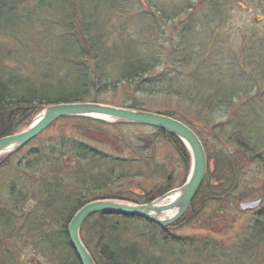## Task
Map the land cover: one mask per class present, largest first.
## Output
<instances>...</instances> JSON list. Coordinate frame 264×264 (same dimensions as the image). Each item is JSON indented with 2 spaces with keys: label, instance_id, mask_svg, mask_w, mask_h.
<instances>
[{
  "label": "trees",
  "instance_id": "trees-1",
  "mask_svg": "<svg viewBox=\"0 0 264 264\" xmlns=\"http://www.w3.org/2000/svg\"><path fill=\"white\" fill-rule=\"evenodd\" d=\"M194 1L179 0L181 6L177 13L169 14L170 5L163 6L158 0H136L135 4H131L133 0H0V37L11 38L16 50L30 56L29 64L34 68L32 73L26 74V69L23 68L25 64L18 63L20 72L16 70L13 74L10 71L9 74L3 69L0 70V138L26 129L50 105L107 101L113 103V98L119 92L127 94L123 101L133 100L135 103L129 106L123 103V107L141 111L149 110L137 105L138 96H174L191 101L194 104L190 107L191 112L197 111V115L208 112L211 120L213 116L225 115L227 121L219 124L222 127L230 123L243 106L253 105L256 97L263 101L261 98L264 95L260 91L256 97L243 100L240 103L242 105H235L238 96L253 90L254 83L249 80V84L241 85L233 91L220 89L221 77L218 75L222 71L217 64H207L211 52L206 46L202 47V52L188 50V38L193 34H189V31L195 25H184V19L185 22L181 24L184 25L182 31L175 34L173 22L183 12L196 8L193 7ZM197 1L199 7L202 9L203 6L206 11L200 17L201 23L211 22L210 33L216 40L219 33L221 35L227 32L223 31L224 26L237 13V0ZM246 2L250 9L243 10V13L239 10V17L245 18L244 14L254 10L258 16L264 17V0ZM227 3L231 6L226 7ZM85 4H90V17L87 16ZM124 5L129 9L123 11ZM106 10L110 11L112 17H105ZM135 16L139 18L135 19ZM192 18L190 12L187 20ZM137 22H141L139 30L135 24ZM236 32L244 42L256 35V32H246L240 30V27H237ZM242 48V55L234 63L244 60L246 47ZM36 51H40L37 57ZM197 53L200 55L197 56ZM219 53L220 49L212 52L214 55ZM199 58L201 62L198 66H193L190 79L197 80L199 74L203 76L207 91L205 94L202 88L190 86L196 90L190 94V91L187 93L190 88H184L183 77L186 72L181 68L189 67L188 64L191 66L194 59ZM201 64H204L203 67L207 66L204 71H201ZM254 80L256 81L255 77ZM202 92L205 95L202 96ZM182 107L181 103L180 108ZM158 113L186 123L200 137L209 159L206 180L186 215L169 228L116 214H98L89 218L82 227L81 236L96 263L264 264V207L255 214L247 231L242 236L239 235L238 240L235 238L231 248L230 245L225 246L221 239L216 240L217 242L208 237L197 240L174 234L178 228L202 223L207 211L213 215L212 218L217 217V222L230 218V215L234 217L236 214L233 210L237 213L239 203L249 194L246 186L247 171L243 170L242 165L244 162L249 164L252 160L264 168V146L244 137V121H238L235 132L231 131L222 152L215 155L209 151L202 133L197 130L194 118L188 117L183 111ZM66 119L83 120L91 124L94 122L106 127L148 128L123 121L112 124L82 117ZM148 129L153 131V135L141 138L144 145L123 142L122 136L120 144L116 139L110 138L119 146L124 143L122 150L129 157L126 160L110 158L109 161L105 153L98 154L99 158L95 157L101 160L98 169L105 167L103 172L98 170V173L106 179L99 185L95 183V188L93 181L90 182L91 174L93 175L90 169V151L93 149L88 145L82 146L74 141V145L70 146V140L69 147L65 146L64 141L61 149L51 145V148L43 150L40 147L36 151L28 152L17 164L20 175L16 176V181L20 186H11L12 204L5 208L0 207V264H80L68 236L71 220L83 206L93 201L90 193L111 187L109 181L121 182L136 173H144L143 167L151 162L145 154L149 149L154 151L159 140L166 141L176 150L189 172L191 156L184 143L166 131ZM233 132L236 136L242 133V136L234 139ZM123 137L126 139L128 136ZM231 143L237 144V150L231 149ZM27 146L17 153L0 157V171L9 165V159L24 151ZM103 160L111 163V166H102ZM135 162L140 165L137 167L138 172L130 169ZM124 166L128 168L126 172L121 169ZM40 169V177L32 175ZM110 170L114 175H108ZM67 180L72 181L65 184ZM73 186L76 188L73 189ZM29 188L34 191L30 193ZM171 189L168 186H155L150 191H143L141 200L127 195H108L102 198L95 196L94 199L149 203ZM34 194L39 199L28 202ZM34 200V206L28 204ZM227 224L231 225L229 222ZM38 249H46V262L39 259L37 263H32V259L25 258L28 250L34 255Z\"/></svg>",
  "mask_w": 264,
  "mask_h": 264
},
{
  "label": "rangeland",
  "instance_id": "rangeland-1",
  "mask_svg": "<svg viewBox=\"0 0 264 264\" xmlns=\"http://www.w3.org/2000/svg\"><path fill=\"white\" fill-rule=\"evenodd\" d=\"M158 1L163 6L170 5V11L168 12L169 14L177 13L178 9L181 6L179 0ZM135 3L136 0H133L131 4ZM195 6L196 8H193V10H189L187 12H183L179 16V18H176V20L173 22V26H175L176 28V30L174 31L175 34H179L182 31L183 26L186 24L193 23L195 25L194 28H190L189 31V34L193 33L196 35L191 34L189 36L188 40L190 44L188 50H194V52H202V47L206 46V49L211 52L207 64H209V62L211 65L217 64L222 71L218 75V77H221L219 83L220 89H229L230 91H233V89H238L241 85L249 84V80L254 83L253 90L243 92L240 96H238L235 105L242 103L243 100H248L251 97H256L258 92L260 91L264 95V17L258 16L255 13V10L249 14H244L245 18L239 17L240 13H238V11L241 10L239 12L243 13L245 12L243 10H249L250 5L246 2V0H237L235 4L237 13H235L234 16L229 19L228 23L223 28V31L227 30L228 33L224 32L223 34L221 33V35H219V33L215 40V38H212V35L210 33V28L212 27V25L210 24L211 22L205 21L201 23L200 17L203 16L206 12L205 8L202 6L201 9L198 5L197 0L193 2V7ZM230 6L231 5H228V3L226 4V7ZM85 9L88 11L87 16L90 17V4H85ZM128 9L129 8H127L125 5L122 8L123 11H126ZM190 12L192 13L193 18L191 20H187ZM104 15L105 17H112V14L109 10H106ZM134 18L137 19L139 18V16H135ZM184 19L186 20V23L181 26V24L185 22L183 21ZM135 24L137 26V30H139L141 28V22H137ZM212 24L215 23L212 22ZM237 27H240V30L243 29V31L246 32H256V35H254L251 40L249 39V41L244 42L241 40V36L239 34L237 35ZM8 31L10 33H13L11 29H8ZM230 31L232 32L230 33ZM171 33L173 35V31H171ZM23 40H25L24 37ZM29 46L31 47L32 45L29 44ZM244 46L246 47V55H243L244 60L241 59L234 63L235 59L238 58L239 55H242L241 49H244L242 48ZM16 49L17 47L15 46V43L11 38L5 36L0 37V70L3 69L5 70V73L9 74L11 71L14 74V72L16 73V70H18V72L21 71L18 68L19 64L22 63L25 64L23 68L26 69V74L32 73L34 71V68L29 64L30 56H28L27 53L22 54ZM31 49L33 50V52L35 51L33 47ZM219 49V54H212V52ZM39 52L40 51H36V57L39 56ZM197 54V56L200 55L199 53ZM200 62V58L194 59L191 66L188 64L189 67L181 68L185 70L184 72H186V75L183 77V83L185 84V90L187 89V87L190 88V86H198L199 88H202V91H204V93L206 94L207 83L203 79V76L199 74L197 80L190 79L194 71V69H192L193 66H198ZM175 65L177 69H179L178 64L176 63ZM203 65L204 64H201V71H204V69L207 68V66L203 67ZM16 66L18 67L15 68ZM201 66H199V68ZM160 69L161 67H159V71ZM242 71H244L245 73H243ZM250 76H252L253 78H251ZM254 77L256 78V81L254 80ZM210 87H213V85H211ZM188 91H190V94H192L196 90L191 87L189 90H187V93H189ZM204 93L202 92L201 95H205ZM125 98H127V94H125L124 92H119V94L113 98V103L108 101L103 103L118 107H123V105H121L123 103H127L126 106L135 104L133 100H125L127 102L123 101ZM138 98L139 102L137 101V105H142L149 111H181V113L183 111L188 117L194 118V123L197 127V130L202 133L209 151L213 152V154L215 153V155H219L222 152V148L228 143V137L231 135V131L235 129L238 121H244L242 124L245 130L243 134L244 137L250 138L257 145L264 146V100L261 101L260 99H258V97L253 100V105L246 104L241 108L240 111H238L237 114L240 117L238 115H235L232 118V121L230 123H227L223 127L219 124L227 121V117L225 115L220 114L213 116L212 120L210 117H208V112L197 115V111L191 112L190 107L194 105L191 101L179 99L174 96H138ZM261 99H264V96H262ZM181 103L183 105L182 109L180 108ZM234 132L232 134L234 135L232 136L234 137V139L242 136V133L236 136V133ZM124 135L128 137L125 139V137H123ZM151 135H153V131L148 128L144 129L135 126L127 128L109 126L106 127L94 122L93 124H91L88 123V121L83 120L62 119L56 122L44 133H42L35 141L27 146L24 151L17 154L12 159H9V165L0 171V207L5 208L8 207V205L12 204L13 199L11 200L10 196L11 186L15 184H17L18 187L20 186V184H18V182L16 181V176L20 175V173L17 172V164L20 163L23 158H25V155H27L28 152L36 151L40 149V147H43V150L45 148H51V145H56L58 146V149H61L60 147H64L62 143L64 141H66L65 146L69 147L70 140H72L70 146L74 145V141L82 144V146L88 145L90 149H93L92 151H90V169L93 173V175L91 174L90 182L93 181L92 185L94 187L96 186V184L99 185L105 182L106 179L98 173L99 171L103 172L105 170V167L102 168V170L98 169L101 161L95 158H99L98 154L105 153V156L109 158V161L113 158L126 160L129 157L124 152V150H122L124 143L123 145L121 144L119 146L116 142L110 140V138L116 139L119 142L121 141L120 139L122 136L123 142H129L132 144L133 142H137L140 145H144L145 143H143L141 138ZM231 144V149L237 150V144ZM241 155L242 153L238 156ZM145 156H147L149 158L147 160L151 162L143 167L144 173H136L130 179L124 178L121 182L109 181V184L112 185L111 187L90 193V198L95 200V196L102 198L108 195H127V197H131L132 199L141 200L143 198L140 195H142L143 191H150L155 186H168L172 187L173 190L181 187L187 180L190 171H186L180 159V156L177 154L176 150H174V148L166 141L159 140L154 147V151L152 149H149L146 152ZM250 161L251 162L249 164H247V162H244L242 165L243 170L247 171L246 177L248 178V184L246 186L247 190H249V194L244 196L241 202H252L261 199V202L257 207L248 211H242L238 207L237 213L233 210V213L236 214L234 217H231L230 215V218L225 220L220 219V221L218 222L217 217L212 218L213 215L209 214L207 211L202 223L194 224L192 226H189L188 228H178L176 231H174V234L197 240H203L206 237L214 238V241H219L221 239V241L225 243V246L230 245L229 248H231L235 241V238H239V235L242 236V234L247 231L249 226L253 223L255 214L264 207V168H262L257 162L252 160ZM137 163L138 162H135V165L130 169H134L136 170V172H138L137 167H139L140 165H136ZM82 164L84 163L82 162ZM101 164L102 166L106 167L111 166V163L104 160L101 162ZM46 169L48 170L49 168L46 167ZM121 169L126 172L128 168L124 166ZM41 173L42 170L40 169L38 173H32V175L39 176ZM115 174H117V172ZM108 175L111 176L114 174H111L110 170ZM70 181L72 180H67L65 184H69ZM75 188L73 186V189ZM242 189H244V187H242ZM128 190H130L131 192H128ZM28 191L31 193L34 190L32 188H29ZM35 198L36 200L39 199V197L34 194L29 198L28 202ZM36 200L31 201L28 204L34 206L36 204ZM231 220L233 221V223ZM227 222H229L231 225L228 226ZM45 252L46 249H38L36 251L37 254L35 253L34 255H32L28 250L25 258H29L27 260L32 259V263H37L39 259L46 262L44 258ZM203 258H205V255L203 256Z\"/></svg>",
  "mask_w": 264,
  "mask_h": 264
},
{
  "label": "water",
  "instance_id": "water-1",
  "mask_svg": "<svg viewBox=\"0 0 264 264\" xmlns=\"http://www.w3.org/2000/svg\"><path fill=\"white\" fill-rule=\"evenodd\" d=\"M66 117H84L109 123L123 121L160 129L179 138L191 156V170L184 185L165 193L151 203L137 204L103 199L83 206L75 214L68 228L70 245L80 264H97L81 236L83 225L95 215L116 214L139 218L162 228L176 224L185 216L206 179L209 161L197 133L187 124L170 116L94 102L53 104L44 108L26 130L0 138V157L20 151L55 122ZM259 203L260 201L245 202L240 207L242 210H249L257 207ZM170 211L175 213L168 217L166 214Z\"/></svg>",
  "mask_w": 264,
  "mask_h": 264
},
{
  "label": "bare ground",
  "instance_id": "bare-ground-1",
  "mask_svg": "<svg viewBox=\"0 0 264 264\" xmlns=\"http://www.w3.org/2000/svg\"><path fill=\"white\" fill-rule=\"evenodd\" d=\"M60 104H62V103H60ZM28 127H29V126H28ZM28 127H27V128H28ZM27 128H26V129H27ZM26 129H24V130H26ZM24 130H22V131H24ZM22 131H20V132H22ZM20 132H19V133H20ZM16 134H17V133H16ZM207 159H208V155H207ZM208 161H209V159H208ZM172 199H173V197L171 198V200H172ZM108 200H115V199H108ZM194 200H195V199H194ZM193 202H194V201H193ZM191 205H192V204H191ZM190 207H191V206H190ZM189 209H190V208H189ZM174 213H175V212L170 211V212H168L166 215H167L168 217H170V216L174 215ZM122 216H123V215H122Z\"/></svg>",
  "mask_w": 264,
  "mask_h": 264
}]
</instances>
